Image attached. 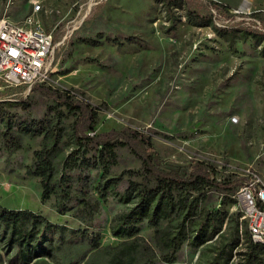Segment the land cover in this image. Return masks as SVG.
Returning a JSON list of instances; mask_svg holds the SVG:
<instances>
[{
  "label": "rangeland",
  "instance_id": "rangeland-1",
  "mask_svg": "<svg viewBox=\"0 0 264 264\" xmlns=\"http://www.w3.org/2000/svg\"><path fill=\"white\" fill-rule=\"evenodd\" d=\"M37 5L35 19L54 38L52 71L31 86L0 81V115L13 120L14 132L20 123L48 124L62 112V127L71 134L80 113L56 104L48 92L74 90L103 107L97 134L151 130V152L162 169L186 175L202 163L219 179L246 180L255 170L264 180V0H0V19L23 24ZM5 130L0 121V206L31 210L68 229L29 264H210L217 256L223 263L238 225L241 243L228 264H246L242 234L249 230L233 196L209 190L197 219L215 218L220 233L200 248L184 244L177 260L166 263L147 220L131 248L123 245L131 239L112 235L114 219L129 209L118 196L110 195L90 222L79 204L60 215L54 196L42 203L40 178L26 172L43 135L23 136L21 149L10 155ZM61 148L60 161L78 150L69 135ZM116 154L110 176L122 175L118 192L124 194L131 181L143 182L142 162L127 147ZM101 166L87 172L93 186ZM98 198L92 190L91 199ZM91 239L99 248L92 249ZM18 251L0 231V264H11Z\"/></svg>",
  "mask_w": 264,
  "mask_h": 264
},
{
  "label": "trees",
  "instance_id": "trees-1",
  "mask_svg": "<svg viewBox=\"0 0 264 264\" xmlns=\"http://www.w3.org/2000/svg\"><path fill=\"white\" fill-rule=\"evenodd\" d=\"M193 17L199 18L192 15L190 19H194ZM48 95L56 104L65 106L70 112L80 113L72 125L71 134L62 127V112H57L55 119L48 124L35 120L20 123L17 133L13 131V120L9 116L0 115V121L6 127L3 137L10 155L21 149L23 136L43 135L42 148L35 151L34 162L26 172L29 176L40 178L42 203H46L54 196L56 210L60 215L70 211L74 203L79 204L78 213L90 222L101 204L108 202L110 195L118 196L119 201L128 205L129 209L114 219L112 235L131 239L132 242L123 244L131 248L134 240L138 238L139 225L147 220L149 226L154 229V239L161 259L166 263H174L177 260L184 244L200 248L220 233L215 218L197 219L200 204L209 190L234 196L245 179L230 177L219 179L215 176V169L202 163L194 165L191 172L186 175L176 170L162 169L151 152V130L127 128L113 132L114 134H97L95 125L99 113L104 110L102 106H93L80 100L78 92L74 90L50 89ZM68 135L78 150L60 161L58 158L62 152L61 141ZM118 147H127L142 162L143 182L131 181L124 194L118 192L122 175L110 176L111 167L116 162ZM90 153L93 154L89 156ZM100 166L102 168L100 181L93 186L87 172ZM92 190L98 194V199H91ZM194 224L197 226L195 234H192L191 226ZM246 225L248 228V224ZM240 230L238 225L232 252L241 243ZM0 231L9 236V244H16L19 248L11 264H29L32 260L45 255V247L50 244L52 236L62 235L68 229L31 210L0 206ZM248 234V231L242 234L245 238L243 244L246 245L244 261L246 264H260L264 257V245L255 244ZM91 243L92 249L99 248V240L91 239ZM232 252L223 263H221L223 256H217L210 264H228ZM152 253L155 255L153 251ZM224 253L222 252V255ZM120 255L121 252L117 257Z\"/></svg>",
  "mask_w": 264,
  "mask_h": 264
},
{
  "label": "built area",
  "instance_id": "built-area-1",
  "mask_svg": "<svg viewBox=\"0 0 264 264\" xmlns=\"http://www.w3.org/2000/svg\"><path fill=\"white\" fill-rule=\"evenodd\" d=\"M39 11L40 6H35L23 24L0 19V81L7 87L31 86L49 79L54 38L35 19ZM233 198L247 221L251 240L264 245V180L249 170Z\"/></svg>",
  "mask_w": 264,
  "mask_h": 264
},
{
  "label": "bare ground",
  "instance_id": "bare-ground-1",
  "mask_svg": "<svg viewBox=\"0 0 264 264\" xmlns=\"http://www.w3.org/2000/svg\"><path fill=\"white\" fill-rule=\"evenodd\" d=\"M232 121L233 122H238V118L237 117H234V118H232Z\"/></svg>",
  "mask_w": 264,
  "mask_h": 264
}]
</instances>
